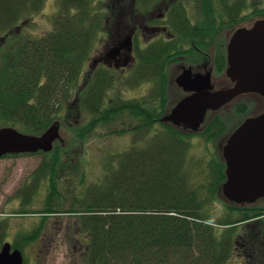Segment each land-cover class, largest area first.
Returning <instances> with one entry per match:
<instances>
[{
    "label": "trees",
    "instance_id": "1",
    "mask_svg": "<svg viewBox=\"0 0 264 264\" xmlns=\"http://www.w3.org/2000/svg\"><path fill=\"white\" fill-rule=\"evenodd\" d=\"M222 1L226 8L239 7L232 3L235 0ZM42 7L43 0H0V31L10 30ZM235 9L229 11V23ZM57 17L53 31L43 37L20 36L0 43V127L41 136L73 96L70 91L94 50L104 16L92 10L90 0H61ZM109 75L99 73L92 80L86 76L85 86L78 91L80 107L97 117L96 125H107L127 107L101 110L103 94L112 87ZM168 135L173 142L152 140L147 148L112 155L101 182L87 190L78 212L79 236L88 235L84 264H224L230 235L218 241L202 212V188L192 187L187 166L191 139ZM63 152L57 143L52 152L38 153L44 158L38 175L50 183L49 207L62 198L54 167L60 165ZM20 156L24 155L6 158ZM217 184L212 185L214 195ZM22 197L29 199L26 204L30 202L31 195ZM6 229L7 222L0 217V251L7 243Z\"/></svg>",
    "mask_w": 264,
    "mask_h": 264
},
{
    "label": "rangeland",
    "instance_id": "2",
    "mask_svg": "<svg viewBox=\"0 0 264 264\" xmlns=\"http://www.w3.org/2000/svg\"><path fill=\"white\" fill-rule=\"evenodd\" d=\"M60 1L44 0L40 11L27 14L14 28L0 31V43L9 33L15 36L19 32L20 36L37 38L52 32L55 18L59 13ZM90 1L92 10L96 14L103 15L104 22L102 30L98 33L94 50L84 66L83 74L75 89L70 91L73 96L68 97L67 103L62 105L58 114L60 140L56 144L60 143L64 152L59 158L60 165L54 167L57 176L55 177V174L53 176L59 182L57 189L62 194L61 200H57V203L49 207V180L38 175L44 161L43 155H24L0 160V217L7 222L6 242L11 244L13 250L21 251L25 264H84V251L82 252L79 246L76 247L75 243L79 240L83 246H87V240L78 235L81 232L78 212L81 210L80 203L86 196L87 190L90 186L101 182L105 173L104 166L112 155L140 148L135 147L136 143L143 149L147 148L152 138L161 135L163 130V127L159 125L147 131L146 127L139 130L140 125L146 124L147 114H150L149 119H157L165 112L166 105L161 103L160 98L157 100L154 97L153 88L156 85L159 86L155 80L135 85L134 78L128 79L111 71L109 77L112 79V87L103 94L101 110L116 109L120 105L127 107L117 112V117H112L107 125H96L94 121L97 117L80 107L78 91L85 86V77L92 80L94 76H99L97 71L90 73L98 50L103 45L111 46L118 39L121 30L132 26L134 20L130 21L125 15L122 20L115 22L116 27H108L114 32L108 36L106 24L114 12L118 13L120 9H123L124 5L120 7V2L125 1L129 7L133 0ZM262 1L264 3V0ZM145 2L150 3L147 0ZM206 22H213L209 15ZM16 28H19L18 32ZM88 74L92 77L90 78ZM130 81L133 85H129ZM159 83L164 84L163 77L159 79ZM5 127L11 128L5 125L0 128ZM76 132L82 136L81 139L77 140ZM115 132L118 134H114ZM190 142L192 144V141ZM216 144L205 143V140L195 138L191 151L188 153L187 166L191 172L192 187L200 186L203 192L201 193L204 203L202 212L215 229L218 241L223 240L227 233L236 234L240 238L241 236L250 238L253 233H257L258 238L262 239L264 225L257 224L253 214L243 215L240 212L241 204L236 206V211L235 209L230 211L234 208V204L225 198L222 187H219L215 195L213 194L212 185L219 179L222 182L220 168L214 162L216 159L209 154L212 149H215ZM22 195H31L28 204L26 203L29 199ZM253 205V207L248 206V209L263 207L264 203ZM260 222L262 220L258 221ZM245 241L248 242V240ZM15 245L18 248H14ZM250 254L251 251L248 255ZM228 264H240V260L235 256L228 261Z\"/></svg>",
    "mask_w": 264,
    "mask_h": 264
},
{
    "label": "flooded vegetation",
    "instance_id": "3",
    "mask_svg": "<svg viewBox=\"0 0 264 264\" xmlns=\"http://www.w3.org/2000/svg\"><path fill=\"white\" fill-rule=\"evenodd\" d=\"M147 1L150 3L147 4L145 0H133L129 7L125 1L120 2V7L121 5L124 7L118 13L114 12L113 16L111 15L112 17L106 24V35L111 36L114 33L108 27H116L115 22L122 20L125 15L130 21L134 19L133 24L122 29L118 39L111 46L103 45L98 50L93 59L90 73L97 71L99 74L114 71L128 79L134 78L135 85H141L142 82L147 83L149 80L157 81L156 84L159 86L156 85L153 88L157 97L155 94L154 97L157 100L160 98L166 108L163 115L157 119H149L150 114L146 116V127L150 124L151 128H156L158 125L163 127L161 135L153 137V141L157 142L159 139L167 138L169 142H173V137L168 134L177 133L185 140L198 138L205 140V143L216 144L219 142L220 144H216L215 149H212L209 154L216 159L214 161L216 166L217 163L224 166L221 168L223 171L222 182H217L218 188L222 187L223 190V185L227 181L223 149L231 136L246 121L264 113V99L260 95L252 93L237 96L218 110L208 111L197 132L187 129L184 125L176 126L171 122H163V119L171 115L183 100L192 95L180 86L178 80L184 75L191 77L189 81L183 80L189 87L194 85L193 81L197 76L209 77L211 92L230 90L234 87L235 84L227 77L228 45L237 30L251 29L256 21L264 20V3L262 0L232 1L239 7L232 6L236 9L231 19L233 23H229L228 14L232 8L224 7L222 0ZM134 4L135 6H133ZM208 15L211 22L213 21L212 23L206 22ZM16 30L18 32L19 28ZM17 37H20L19 32L15 36L13 33H9L1 42L6 44L7 41ZM127 38L132 39V49L130 50L121 47ZM115 48L122 49L118 55L113 57L112 50ZM162 77L164 78L163 85L159 83V79ZM129 85H133V83L130 81ZM143 125L144 123L142 126L140 125V131L143 130ZM148 129L145 128L146 131ZM135 147H140L137 148L139 150L142 149L137 143ZM168 147L171 146L168 145ZM170 152L174 154L172 151ZM220 166L217 167L220 168ZM257 203H264V198L258 200ZM231 204H234V208L238 206L235 203ZM253 206L249 205V207ZM253 209L258 211L253 213L256 214V223L264 225V206L251 210ZM261 220L262 222L258 223ZM226 236L231 237V242L230 250L223 259L224 264H228V261L234 259L235 256L240 260V264H264V238H258L257 233H253L250 238L242 236L240 238L232 233H227ZM84 238L88 239V235ZM75 246H79L78 248L82 252L84 251L85 255L87 246H83L79 240ZM250 251L251 254L248 255ZM223 252L224 249L221 250L220 256Z\"/></svg>",
    "mask_w": 264,
    "mask_h": 264
},
{
    "label": "water",
    "instance_id": "4",
    "mask_svg": "<svg viewBox=\"0 0 264 264\" xmlns=\"http://www.w3.org/2000/svg\"><path fill=\"white\" fill-rule=\"evenodd\" d=\"M122 48L132 49L127 38ZM119 49L112 50V56ZM227 77L235 84L230 90L211 92L209 77H195L189 87V75L178 81L192 95L183 100L173 113L163 119L176 126L184 125L197 132L208 111H216L243 94H257L264 99V20L256 21L251 29L235 32L228 45ZM60 124L54 123L41 136L28 135L14 128H0V160L8 156L50 153L60 140ZM227 181L223 194L235 204H253L264 198V113L246 121L228 140L223 149ZM0 264H24L20 250L5 243L0 251Z\"/></svg>",
    "mask_w": 264,
    "mask_h": 264
},
{
    "label": "bare ground",
    "instance_id": "5",
    "mask_svg": "<svg viewBox=\"0 0 264 264\" xmlns=\"http://www.w3.org/2000/svg\"><path fill=\"white\" fill-rule=\"evenodd\" d=\"M190 141H192V144H191V142H190V144H191V147L193 146V140L191 139ZM262 199V198H261ZM261 199H259V200H261ZM255 203H257V202H255ZM255 203H253V204H255ZM253 204H247V203H244V204H241V208L242 209H240V212L243 214V215H248V216H250L251 214H253L254 212L256 213V212H258L257 210H255V209H253V210H251V209H248L249 207V205H253ZM255 208V207H254ZM245 210V211H244ZM249 213H251V214H249ZM264 214V213H263ZM253 216L254 217H256V214H253ZM261 216V215H260ZM229 239V241L227 240V243L229 242V244H230V242H231V237H229L228 238ZM225 243V242H224Z\"/></svg>",
    "mask_w": 264,
    "mask_h": 264
}]
</instances>
